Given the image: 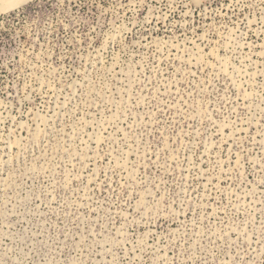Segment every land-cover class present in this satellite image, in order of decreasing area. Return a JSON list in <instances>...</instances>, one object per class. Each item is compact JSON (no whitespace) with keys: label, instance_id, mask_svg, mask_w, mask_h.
Instances as JSON below:
<instances>
[{"label":"rangeland","instance_id":"374dc122","mask_svg":"<svg viewBox=\"0 0 264 264\" xmlns=\"http://www.w3.org/2000/svg\"><path fill=\"white\" fill-rule=\"evenodd\" d=\"M0 264H264V0L2 13Z\"/></svg>","mask_w":264,"mask_h":264},{"label":"bare ground","instance_id":"6f19581e","mask_svg":"<svg viewBox=\"0 0 264 264\" xmlns=\"http://www.w3.org/2000/svg\"><path fill=\"white\" fill-rule=\"evenodd\" d=\"M28 1L31 0H0V15L8 11L15 10Z\"/></svg>","mask_w":264,"mask_h":264}]
</instances>
